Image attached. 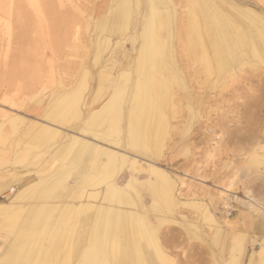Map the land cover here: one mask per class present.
I'll return each instance as SVG.
<instances>
[{"label":"bare ground","instance_id":"obj_1","mask_svg":"<svg viewBox=\"0 0 264 264\" xmlns=\"http://www.w3.org/2000/svg\"><path fill=\"white\" fill-rule=\"evenodd\" d=\"M223 1L245 19L253 22L257 28L249 30L242 27L243 23H240L241 20L238 22V19L236 20L222 11L214 0H195L193 5L198 6L200 11V23L194 16L190 24L192 28L198 27L199 35L195 42L197 43L199 40L203 43L205 41L206 45L211 49L210 54L207 52L203 54L201 49V55H203L200 57L201 67L211 73L212 70L223 71L222 73L225 70H231L234 66L242 63L241 57H246L245 55L254 56L256 59H261L264 56V16L255 11L239 7L240 5L236 6L231 0ZM93 2L94 0H0V30L5 28L7 33L14 35L20 41L14 49H11L10 46V50L8 49L9 51L7 50L6 55H4L3 65L7 70L3 75L9 73L10 76L9 79L4 81V84L24 88L37 83L40 79L44 63L40 60L41 52H38L31 43L34 33L33 27L30 26L31 21L35 22L36 26L44 23L47 19L55 22L54 24H67L69 29L66 32V37L71 45L77 38L82 36L83 31L81 27H85L84 36L90 32L93 22L92 5H96V9H98L99 16L101 17L108 10V0H98L97 4H93ZM168 3V0H147L148 9H144L141 0H122L121 4L117 7L114 35L121 33L123 36H126L131 21V5L136 7L137 14L141 15L138 32L127 35V41H130L132 44H136L138 41V45L134 50H128L125 43L121 40L115 44V48L113 49V54H121L124 58H127L131 53H136L135 71L138 77L135 80L133 91L128 101L125 119L123 118L125 124L122 118H104L102 115H106L115 109L117 96L124 84L121 82V78L124 76L119 74V72L125 70V67L130 65V62L125 66L121 63L122 65L118 67L117 72L119 75L112 76L115 92L110 96L108 102L97 113H94V116L90 114V118H84L81 126H71L64 121L63 123L59 120L60 118H56L59 114L58 108L56 109L52 104H49L41 113L44 121L39 120L38 115L40 114L38 113L30 116L31 121L27 122L26 128L27 133L33 136L34 139L50 142L57 137H61L62 141L58 148L51 152H44L48 154V160L46 159L47 171L45 173L41 174L38 172L32 176L19 174L20 170L18 171L19 173L13 172V170L5 174L2 173L0 178V264H156L155 256L147 255V253L145 254L142 251L143 248L141 246L144 240L147 244H153L151 243V239L147 237L150 228L146 224L145 216L142 217L140 214L141 209L135 201L136 198L132 197L131 194L129 195L126 188H132L135 193L134 195H136L135 197H137L140 195V188L145 187L151 197L155 200L157 198L156 201L163 202L164 206L167 204V210H172L181 204H190L193 208L199 209L200 212L203 211L204 216H206L205 219L207 218L212 225L213 223L218 224L215 233L223 227L230 231L224 234L230 235L231 231H234L233 227L238 220L243 219L241 212H239L240 214L237 218L232 219L234 212L237 211L233 203L239 198L235 190L230 189L234 185L233 182H231L229 187L217 188L219 189V193H217L218 199L216 200H218L217 203L222 209L221 216L219 217L221 221L219 223L216 221L217 217L214 218L213 213L208 209L209 207L200 205L198 201L180 202L177 199L175 182L171 176V172L155 162V158L161 159L164 157V154L158 152L160 155H157L158 153L153 155L154 150L153 153L151 151L153 148L150 150L149 143H152V140L155 139L154 145H156L155 142L159 137L156 132L159 130L156 129L154 131L155 134L152 133V123H150L151 119L149 120V118L153 115L150 113L146 114L147 112L145 113V111L148 110V107H151V109L153 108L154 117L156 114H160L158 112L162 110V104L160 103L161 106L158 105V92H161L160 89H164V87H169L166 86L168 73L176 75L179 72L176 73L177 67L176 63L174 64L176 52H174L172 45L176 37L174 30H169V24L166 25V17L170 11L167 9L170 7ZM136 17L138 16L136 15ZM106 29V26H102L100 30L97 59L108 49L110 44ZM194 29L192 31H195ZM163 30L166 33L168 32V34L164 36ZM177 31L182 34L184 32L183 25L178 26ZM195 35L197 34L195 33ZM200 46L202 45L200 44ZM71 47H73V44ZM11 50L14 53L10 54ZM113 62L118 64L117 60ZM261 62L263 61L261 60ZM27 72L33 73L34 78L26 81L23 75ZM177 76L179 75L177 74ZM180 77L179 79H181ZM179 83H181L180 80ZM168 84L170 85V83ZM182 85L185 86L187 84L182 83ZM184 86L183 88H185ZM8 93L5 92L1 95L0 108H2V111H0V118H3L4 124L9 123L14 128L19 123L22 124L25 117L9 113V111H15L10 106L17 107V104L14 103L13 97H9ZM68 96L66 97V110H73L79 114L81 111L79 105L83 98L81 95ZM257 104L260 103L257 102ZM159 109L161 110L159 111ZM140 111L142 113L139 114ZM89 112L91 111H88L87 114ZM96 116H101L103 119L96 118ZM156 120L159 121L161 119ZM95 121H98L101 125L105 124L106 127L100 132L97 131L98 133L95 132L96 130H93ZM61 122L63 123L61 126L54 124H61ZM156 126L157 124L154 127ZM166 127L165 125L164 128ZM64 128L66 132L67 128H71V130H68L67 134H62L61 131H64ZM42 144L45 143L42 142ZM42 144L39 145L42 146ZM158 144L160 146V143ZM18 145L19 142L17 143ZM213 148H217L216 143H214ZM47 150L50 149L47 148ZM65 152L70 153L69 155H64ZM138 154H149L152 156L142 159ZM36 155L37 153H35ZM29 156L31 157V155ZM30 157H27L28 160ZM19 161L16 165L20 163ZM30 161H32L31 158ZM8 162L10 161L8 160ZM31 164L34 163L32 162ZM123 165H127L128 169L130 168V173L128 176L126 175L125 180L123 179L124 181H119L118 178L120 177L114 178V176L118 168ZM142 173L145 175L146 181L141 183L139 175ZM101 174L105 176V187L96 189L97 185L93 184L92 181L95 178L97 179ZM176 176L180 187L188 185L187 182L189 181H199L186 174H176ZM73 186H77L76 191H74ZM206 192L207 190L204 191V194ZM194 194L197 195L199 192H195ZM249 201L250 208L254 211L255 217L253 221L245 218V222L242 225L251 228L253 231H263L264 223L260 215H264V209L257 202L251 199ZM151 207L154 208V205ZM214 207L213 201V210H215ZM187 208H190V206ZM155 209L158 210L159 206ZM149 235L151 237V234ZM126 237L129 239H126ZM245 237V231H234L232 240L228 245L229 255L233 249L241 253L244 251ZM251 243L254 245L259 243L258 238L253 237ZM260 244V250L255 253L256 256L263 260L264 237ZM156 252L158 251L156 250ZM232 255L229 258L230 260L227 261L229 264H233L235 260H238V257ZM157 258L160 260L164 259L165 253L160 252Z\"/></svg>","mask_w":264,"mask_h":264},{"label":"rangeland","instance_id":"obj_2","mask_svg":"<svg viewBox=\"0 0 264 264\" xmlns=\"http://www.w3.org/2000/svg\"><path fill=\"white\" fill-rule=\"evenodd\" d=\"M97 1L98 0H94L93 4H97ZM121 1L122 0H108L109 7L103 17L99 16L96 5H92L93 22L90 32L84 36L83 32L85 34V27L79 26L83 31H81L82 36L77 38L71 45L66 37V32L69 29L67 24H54L55 22L47 19L44 23L36 26L35 22L31 21L30 26L33 27L34 31L31 43L38 52H41L40 60L44 63V68L41 72L39 81L24 88L4 84V81L10 78L9 73H6L7 76L3 75L7 70L3 65L4 55H6L10 46L11 49H14L20 41L14 35L7 33L5 28L0 30V102L1 95L5 92H9V97H13L14 103L17 104V107L10 106V108L15 111H9V113L11 115L15 114L25 117L22 123L24 125L19 123L18 126H14V128L13 125L9 123L4 124L3 118H0V178L2 173L12 172V170L13 172H18L20 170V173L18 172L19 174L31 176L38 172L41 174L45 173L47 171L46 159L48 160V154L44 152H51L58 148L62 141L61 137H57L50 142L34 139L33 136L27 133L26 128L27 122L31 121L30 116H34L38 113L40 114L38 115L39 120L44 121V118L41 117V113L49 104H52L56 109L58 108L59 114L56 118H60L59 120L69 123L71 126H81L84 122V118H90L91 115L94 116V113H97V111L108 102L110 96L115 92V87L112 84V76H117L118 67L120 65L124 64L125 66L130 62V65L127 66L128 68L125 67V70L119 72V74L124 76L121 78V82L124 83V86L122 85L124 90L122 88L121 94L119 93L117 96L118 100L116 99L115 109L113 111L111 110V112H108L106 115H102L104 118H122L125 124L123 118L125 119L128 101L130 100L135 80H137L138 77L135 71L136 53L127 54V58H124L121 54H113V49L115 48V44L121 40L125 43L128 50H134L138 45V41L136 44H132L130 41H127V35L131 33L136 34L138 32L141 15H138L135 10L136 7L131 5V21L126 36H123L121 33H116L114 35L117 18L116 10L121 4ZM141 1L144 9H148L147 0ZM194 1L195 0H168V5L170 7L167 9L170 11L166 17V25L169 24V30H174V35L176 37L172 42L174 52H176L175 61H173L174 64L176 63V73L179 71L177 73L179 76H177L176 73H174L176 75L172 73L166 74V86L169 87H164L165 90L162 88L160 89L161 92H158V105L161 106L162 104L163 106V108L161 106L162 110L159 109V111L161 110L162 112H158L160 114H156L154 117L153 108L151 109V107H148V110L145 111V113L147 112L146 114L150 113L153 115L149 118V120L151 119L150 123H152V133L155 134L154 131L158 129L159 131L156 132V134L159 135L157 141L160 140L162 142L158 141V143H160V146H158L159 144L156 141V145L158 144L156 146L154 145V139L152 143H149V147H151L150 150L153 148L151 150L152 153L154 150L153 155H156L158 152L164 154V157L161 159L155 158V162L171 172V176L175 182L177 199H179L180 202H192L195 200L198 201L200 205L207 208L209 207L208 209L213 213L214 218H218H216L218 223L221 221L219 217L221 216L222 209L217 203L218 200H216L218 199L217 193H219V189L217 188L229 187L231 182H233L234 185L230 187V189H234L239 197L233 204L237 211L241 212L243 216V219H239L235 224L233 230L236 232L245 231V248L242 253L233 249V251H231L232 253L229 255L230 251L228 250V245L232 240L234 231H231L233 234L230 233V235H226L230 231L222 227L215 233L218 224L213 223L212 225L207 218L205 219L206 216H204L203 211L200 212L199 209L193 208L190 204H181L172 210H167V204H165V207L163 202L156 201L157 198L155 200L151 197L145 187L140 188V195L137 197H135L136 195H134L135 193L132 188H126L127 193L136 198L135 201L139 204L141 209L140 214L142 217L145 216L144 219L146 224L150 228L149 234H151V237L149 234L147 237L151 239L153 246L147 244L145 240V242L141 240V248H143L142 251H144L145 254L147 253V255L155 256L156 264H169V262H171V264H229L227 261L230 260L229 258H231L230 256L232 254V256L238 257V260H235L236 264H264V259L261 260L255 253L261 248L260 242L264 237V230L253 231L251 228L244 227V225L243 230L239 228V225L245 222V218H249L253 221L255 217L254 211L250 208V199L257 202L264 209V56L261 59H256L254 56L245 55L248 58L242 56V63L238 66H234L231 70H225L226 73L212 70V74L210 71H205L201 67L200 57L204 53L206 54V52L210 54L211 49L206 45L205 41H203V43L199 40L197 43L195 42L199 35L198 27L195 26V29L192 28L190 22H192L195 16L200 23V11L198 6L195 4L193 5ZM231 1L236 6L240 5L239 7L255 11L264 16V3H262V0ZM214 2L222 11L236 20L238 19V22L241 20L240 23H243L242 27L249 30L257 28L253 22L245 19L234 9L227 6L223 0H214ZM136 15L140 18L136 17ZM180 25H183L184 32H182V34L177 31ZM102 26H106L107 28L110 44L108 49L97 59L99 34ZM192 29L195 31H192ZM165 30L167 29L165 28ZM165 30H163L164 36L168 34ZM195 33L197 35H195ZM72 44L73 47H71ZM200 44L202 46H200ZM201 49L203 52L202 55ZM12 53H14V51L11 50L10 54ZM112 60H117L118 64H116V62L114 63ZM261 60L263 62H261ZM124 72L127 73L124 74ZM219 72L220 74H218ZM179 77L181 79H179ZM23 78L29 81L34 78V74L27 72L23 75ZM179 80L181 83H179ZM168 83H170V85ZM182 83L187 85L184 86ZM183 86L185 88H183ZM66 95H81L83 98L79 105L81 114L73 110H66ZM119 99L121 104L119 103ZM257 102L260 104H257ZM168 103L171 106L167 105ZM7 107L9 108V106ZM116 107L119 109H116ZM0 111H2V108H0ZM88 111L91 112L87 114ZM140 113H142V111H140L139 114ZM98 117L102 118L101 116H96V118ZM156 119L161 120L157 121ZM62 122L61 124H54L61 126L64 123ZM163 122L164 125L162 127ZM97 123L98 121H95V126L93 125V130H96L95 132H100L106 127L105 124L101 125ZM153 124H157L159 127H154L155 125ZM158 124H160L161 127ZM165 125L168 128H164ZM161 128H164V132ZM68 130H71V128H67V132ZM67 132L65 128L64 131H61L62 134H67ZM17 141L19 142L18 146ZM42 142L45 144H42ZM214 143H216V149L213 148ZM39 144H42V146ZM47 148L50 150H47ZM158 149L161 150L158 151ZM34 152L37 153L36 156ZM69 153L70 152H65L64 155H69ZM159 153L157 155H160ZM29 155H31V157ZM138 156L142 159H146L147 156L152 155L138 154ZM27 157H30L32 161H30V158L28 160ZM17 160H20V163L16 165V163H18ZM32 162L34 164H31ZM43 170L44 172H42ZM129 173L130 168L128 169L127 165H123L118 168L116 172L118 175L115 174L114 178L120 177L118 180L124 181L126 175L128 176ZM176 174H186L199 181H189L187 182L188 185L180 187ZM139 177L141 183L146 181V177L143 173L139 175ZM121 178L122 180H120ZM104 179V174H101L97 179L95 178L92 181L93 184L97 185L96 189L105 187L106 180ZM68 182H70V180H68ZM76 187L77 186L74 187V191L77 190ZM181 190L184 191L181 192ZM205 190H207V192L204 194ZM194 191L196 193L199 192V194H194ZM213 201L215 210H213ZM153 205L154 208L151 207ZM157 206H159L158 210L155 209ZM186 206H190V208ZM260 216L264 223V215L261 214ZM203 217L205 220L202 219ZM232 219L235 218L232 217ZM213 226H215L214 229ZM253 237L258 238L259 243L255 245L251 243ZM126 239L129 238L126 237ZM149 249L151 250L149 251ZM156 250L158 252H156ZM160 252L165 253V258L162 260L157 258ZM235 262H233V264H235Z\"/></svg>","mask_w":264,"mask_h":264},{"label":"crops","instance_id":"obj_3","mask_svg":"<svg viewBox=\"0 0 264 264\" xmlns=\"http://www.w3.org/2000/svg\"><path fill=\"white\" fill-rule=\"evenodd\" d=\"M240 206H241V205H240ZM243 209H245V208H243ZM238 215H239V212H238V211H235V212H234V215H233V218H236ZM242 221H243V220H242ZM239 228L243 230V225H242V223L239 225Z\"/></svg>","mask_w":264,"mask_h":264},{"label":"snow or ice","instance_id":"obj_4","mask_svg":"<svg viewBox=\"0 0 264 264\" xmlns=\"http://www.w3.org/2000/svg\"><path fill=\"white\" fill-rule=\"evenodd\" d=\"M262 3H264V0H262ZM169 264H171V262H169Z\"/></svg>","mask_w":264,"mask_h":264}]
</instances>
